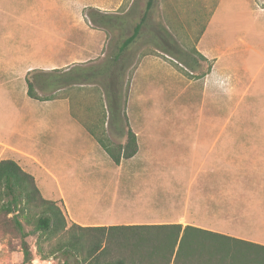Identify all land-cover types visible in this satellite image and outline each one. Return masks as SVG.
I'll use <instances>...</instances> for the list:
<instances>
[{"label": "rangeland", "instance_id": "374dc122", "mask_svg": "<svg viewBox=\"0 0 264 264\" xmlns=\"http://www.w3.org/2000/svg\"><path fill=\"white\" fill-rule=\"evenodd\" d=\"M27 2L32 6L25 15L37 14L36 6L43 4L50 23L42 33L33 34L42 35L49 45L71 36L84 19L97 30L95 54L78 63L58 59L69 64L46 73L33 70L31 80L42 96L70 98L83 123L100 128L109 114L107 87L95 78L75 79L81 68L86 71L106 63L117 40L133 33L148 0H109L113 8L100 9L110 16L106 27L94 26L86 16L104 0ZM164 49L182 50L192 58L190 65ZM125 58L124 80L114 89L120 90L129 127L138 134L133 157L116 165L83 124L71 119L67 100L30 97L26 61L13 63L12 73L0 72V160L14 159L34 170L37 185L49 199L58 200L65 185L73 183L71 189L78 192L68 200L69 206L73 207V198L83 200L86 207L90 203L92 221L99 210L95 201L103 200H95L92 192L102 190L96 185L106 181L114 184L104 188L114 222H191L264 238L228 223L232 218L228 209L237 200L264 194V0H155L148 23ZM53 61L30 59L33 64ZM9 100L12 116L7 118ZM47 119L56 121L50 136ZM111 125L101 129L115 143H124L126 136H121L126 129ZM41 138L49 141L50 159L41 154L40 143L29 144L30 139L33 143ZM11 146L27 155L12 153ZM81 205L75 204L74 212ZM67 219L73 222L68 214ZM258 232L263 235L264 228ZM28 240L34 251L30 264H58L66 257L62 251L52 253L56 237L44 241L40 250L36 236ZM22 261L19 238L0 229V264Z\"/></svg>", "mask_w": 264, "mask_h": 264}, {"label": "trees", "instance_id": "16d2710c", "mask_svg": "<svg viewBox=\"0 0 264 264\" xmlns=\"http://www.w3.org/2000/svg\"><path fill=\"white\" fill-rule=\"evenodd\" d=\"M154 1L148 0L133 33L120 42L117 40L106 63L91 70L81 68L80 75L75 79L95 78L104 88L107 87V119L105 117L101 121L100 128L93 124L85 125L116 165L137 153L138 140L137 134L129 127L125 103H121V92L114 87L121 85L124 80L127 68L125 53L148 23ZM86 16L94 26L106 27L111 22L110 16L98 8H91ZM163 51L180 63L190 65L189 59L192 58L182 50L178 51L180 53L169 49ZM32 74L34 76L35 71L27 79L28 95L36 99L55 97L40 95L31 80ZM109 122L121 131L126 129L121 136H126L124 143H115L101 129ZM231 209L228 210L233 216ZM28 224L31 228L27 227ZM0 229L12 231L19 238L23 252L22 264H30L34 259V251L28 240L30 236H36L39 250L44 241L58 238L52 253L62 251L66 255L58 264H264V243L191 222L93 226L76 222L69 224L63 200L46 198L35 176L14 159L0 160Z\"/></svg>", "mask_w": 264, "mask_h": 264}, {"label": "crops", "instance_id": "0c3cea01", "mask_svg": "<svg viewBox=\"0 0 264 264\" xmlns=\"http://www.w3.org/2000/svg\"><path fill=\"white\" fill-rule=\"evenodd\" d=\"M109 0H104L105 4L100 5L95 3L96 7L98 9L103 10H109L112 9V6L108 5ZM40 3V2H36ZM43 4L36 6L38 12L35 15L28 14L25 15L24 12H27L29 7L32 6V4H29L27 0H0V72H10L12 73V65H18V63L25 64L26 61V81L29 76V74L33 70H41L46 72L59 70L63 68L64 66L68 65V60L63 63H59L58 59H75L77 60V63L79 60L91 57V55L95 54L97 51V30L90 26L89 23L84 19L80 26L78 27L77 31H74L71 36L67 38H63L62 42H58L56 44L49 45L46 38H44L42 35L37 36L33 33H42L43 27H48V22L45 19V10L43 9ZM43 10V11H42ZM42 12V13H40ZM32 17H35V19H42L41 21L35 19H31ZM50 23V22H49ZM40 28L37 30V28ZM28 28V30H27ZM47 33V29H46ZM30 59L35 60H55L53 63H46V64H33L30 62ZM57 72V71H56ZM28 84V81H27ZM28 91V87H27ZM64 95H56L55 97L51 98L50 100L59 101V100H67L68 103L66 105V108H69L70 110V117L73 121L82 123L83 126L86 128V125L81 120L80 116L76 113L74 109V104L70 100V98H63ZM6 115L7 118H10L12 116V100L8 101ZM49 114V113H48ZM47 114V117H48ZM45 116V115H44ZM46 117V118H47ZM50 122H52V125H49ZM56 121H52V119H47L46 121V135L50 136L49 130H53L55 132L53 123ZM87 132L90 134V132L87 130ZM137 134V132H135ZM91 135V134H90ZM92 136V135H91ZM138 136V134H137ZM94 139V137L92 136ZM32 139H30V143L32 145H37L40 143L41 148V154L44 156H49V159L51 158L52 153L49 151V141L45 142L44 139L41 138V142H33ZM8 146V145H7ZM10 148V147H8ZM12 148V153H20L22 155L25 154L24 151L21 149H17V147ZM47 148V149H46ZM18 162V161H17ZM56 163H61L60 161H55ZM19 163V162H18ZM20 164V163H19ZM33 164H36L35 162ZM21 165V164H20ZM61 165V164H60ZM22 166V165H21ZM23 167V166H22ZM44 167V166H43ZM28 172H33L34 170H30L26 167H23ZM44 169L50 173L48 168L44 167ZM33 174V173H32ZM63 174V173H62ZM34 175V174H33ZM35 176V175H34ZM36 179V177H35ZM260 179V178H259ZM37 182V180H36ZM114 184L112 182H106L101 181L96 186L98 188H102V190L95 189L93 193V196L96 200V198L101 197L102 201H95L96 205H98V215L95 216V221H92V216H94L93 211L94 209H91V204L89 203L88 206L84 204L83 200L75 201L73 207L69 206L68 200H70V197L76 196V192H74L71 188L73 186V183H67L66 190L60 191V197L59 199H62L66 208V212L68 214V217L73 222H76L83 226H93V225H112V224H130V223H159V222H148V221H124V223H118L112 221V205L111 201L108 200L109 196L106 194L105 187L113 186ZM72 190V191H71ZM58 199V200H59ZM82 202L83 205L80 206V211H75V204ZM257 202L261 204V206H257ZM71 203V201H70ZM83 209V210H82ZM77 212L88 213L87 216L84 217H78ZM233 216L228 221L233 227H242V228H248V233L251 235H261L264 237V234H259L258 231H261L262 228H264V194L249 196L248 199H245L243 202L238 201L236 204L234 203V206L232 207ZM90 215V216H89ZM83 218H90V221H83ZM180 222V221H179ZM184 224H187L185 222ZM194 224V223H193ZM198 225V224H195ZM202 226V225H199ZM205 227V226H204ZM256 229V230H255ZM256 232H255V231ZM223 233H229V234H235V235H241L245 234L244 231L237 232V231H223L219 230ZM244 238L250 239L252 241H256L259 243H264V238H248L244 236Z\"/></svg>", "mask_w": 264, "mask_h": 264}]
</instances>
